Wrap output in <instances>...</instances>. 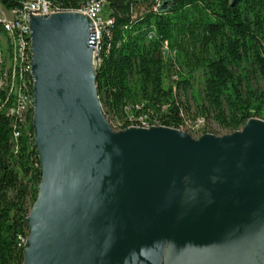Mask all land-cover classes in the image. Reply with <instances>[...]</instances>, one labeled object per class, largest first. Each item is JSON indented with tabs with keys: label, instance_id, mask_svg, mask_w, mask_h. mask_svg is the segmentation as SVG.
<instances>
[{
	"label": "water",
	"instance_id": "obj_1",
	"mask_svg": "<svg viewBox=\"0 0 264 264\" xmlns=\"http://www.w3.org/2000/svg\"><path fill=\"white\" fill-rule=\"evenodd\" d=\"M30 28L42 176L24 264H264V120L199 139L164 126L115 132L91 19L31 14Z\"/></svg>",
	"mask_w": 264,
	"mask_h": 264
},
{
	"label": "trees",
	"instance_id": "obj_2",
	"mask_svg": "<svg viewBox=\"0 0 264 264\" xmlns=\"http://www.w3.org/2000/svg\"><path fill=\"white\" fill-rule=\"evenodd\" d=\"M47 1L70 12L89 0ZM154 4L108 1L105 15L113 27L96 70L105 117L121 121L122 130L130 116L142 115L179 130L187 119H212L233 132L251 118L264 120V0H164L159 12ZM196 74L203 86L194 117L188 94ZM5 97L0 91L1 103ZM32 119L30 114L20 125L0 110V264H24L25 219L42 176Z\"/></svg>",
	"mask_w": 264,
	"mask_h": 264
},
{
	"label": "built area",
	"instance_id": "obj_3",
	"mask_svg": "<svg viewBox=\"0 0 264 264\" xmlns=\"http://www.w3.org/2000/svg\"><path fill=\"white\" fill-rule=\"evenodd\" d=\"M20 3L12 9H6L0 3V91L6 93L4 102H0V110L13 118L16 123L23 124L27 116L32 114L35 106L33 93L34 78L32 76V40L30 15L49 16L63 12L47 0H16ZM109 0H89L80 9L74 11L86 15L92 21L90 47L93 50V66L97 70L102 62L103 38L110 37L113 20L106 17L105 11ZM164 0H155L154 12H159ZM153 37L150 32L149 39ZM167 49V46L165 50ZM129 127L150 128L159 126L155 120L149 121L147 116L129 117ZM202 123L201 120H197ZM183 127L180 129L182 130ZM20 132L14 133V138ZM26 239H21L25 244Z\"/></svg>",
	"mask_w": 264,
	"mask_h": 264
},
{
	"label": "rangeland",
	"instance_id": "obj_4",
	"mask_svg": "<svg viewBox=\"0 0 264 264\" xmlns=\"http://www.w3.org/2000/svg\"><path fill=\"white\" fill-rule=\"evenodd\" d=\"M193 83H194V92L190 91L188 95H189V101H190L192 113L194 117H196L197 115L195 114L196 111L195 106L197 104V101L195 97L197 99H200L201 97V90L203 86L202 76L200 74H196L194 76ZM166 86H170V81L166 82ZM107 120L109 121L111 128L115 132H119L122 130L123 123L121 121L114 119L112 116H108ZM199 120H201L202 123H198L197 119L196 120L187 119L185 125L183 126L182 131L188 133L194 139H199L205 134H212L217 137H223L225 135H230L235 132L220 127L212 119H199ZM241 129L242 128H240L239 130Z\"/></svg>",
	"mask_w": 264,
	"mask_h": 264
}]
</instances>
